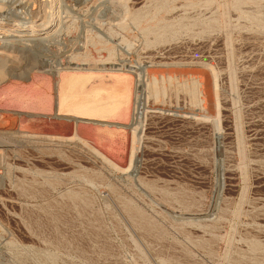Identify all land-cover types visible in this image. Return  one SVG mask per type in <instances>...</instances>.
<instances>
[{
  "label": "rangeland",
  "instance_id": "obj_1",
  "mask_svg": "<svg viewBox=\"0 0 264 264\" xmlns=\"http://www.w3.org/2000/svg\"><path fill=\"white\" fill-rule=\"evenodd\" d=\"M14 1L0 90L53 108L0 91V264H264V0ZM84 72L111 113L56 114Z\"/></svg>",
  "mask_w": 264,
  "mask_h": 264
},
{
  "label": "bare ground",
  "instance_id": "obj_2",
  "mask_svg": "<svg viewBox=\"0 0 264 264\" xmlns=\"http://www.w3.org/2000/svg\"><path fill=\"white\" fill-rule=\"evenodd\" d=\"M16 2L14 0H0V11L6 9V7L9 6H13ZM22 3V2H21ZM10 8V7H9ZM10 10V9H9ZM11 16V15H10ZM12 17V16H11ZM7 20H12L7 18ZM13 20H17V18H13ZM3 29V28H0ZM32 32L28 31L26 32V35H31ZM40 40V39H39ZM27 51V50H26ZM4 61V60H3ZM120 65V64H119ZM124 65L127 64H123L121 65V67H124ZM43 66V65H42ZM40 67V66H39ZM44 67V66H43ZM115 71H120L119 73L122 74V77L124 78V80L126 81V79L130 80L131 75L129 74V70H125V69H121V68H116L114 69ZM90 71V70H89ZM122 71V72H121ZM153 71V70H152ZM1 73V72H0ZM42 73V72H41ZM6 76V75H5ZM32 80L34 79L36 81V78L38 79V77H45L42 74H40L39 71H33L32 72ZM107 75H103V74H98L95 72H84L82 74H77V73H68L67 75H65L64 73L61 75L60 79H61V84L60 87L58 89V96H57V102H54V110L56 111V114H61V113H68V115H70V113L73 112L74 117H87V119L90 117V119H93L92 117L95 118L96 113H99L101 116V113L104 115V113H108V111L110 112V110L112 111V99L110 100V96L112 94H108L107 97L105 98H100L99 94H101L103 91H105V88H107L106 83L110 82L111 80L106 78ZM112 76V75H111ZM91 77H93L94 81L96 80L99 84L100 83H104V85H99L97 86V84L95 85V87H89L88 89L86 88V86H84L86 83L85 81H90L89 78L91 79ZM114 77V79L117 76H112V78ZM120 77V78H122ZM109 78V76H108ZM13 80V79H12ZM45 80V79H43ZM49 80V78H48ZM119 80V79H118ZM121 80V79H120ZM212 80V79H211ZM17 81V80H16ZM93 81V83H94ZM124 81V82H125ZM32 82V81H31ZM106 82V83H105ZM112 82V81H111ZM123 82V81H122ZM128 81H126L127 84ZM16 83V82H15ZM14 83V84H15ZM49 83V82H48ZM131 83V81H130ZM128 82V84H130ZM17 84V83H16ZM84 84V85H83ZM124 84V83H122ZM121 84V85H122ZM31 85V84H30ZM44 85V84H43ZM89 85V83L87 84ZM110 85V84H108ZM13 86V85H12ZM65 86V87H64ZM85 88H84V87ZM90 86V85H89ZM97 86V87H96ZM120 86V85H119ZM125 86V85H124ZM207 91L208 94L211 95L213 94V90H212V85H211V81L207 84ZM11 87V86H10ZM28 87V85H27ZM12 88V87H11ZM6 88L3 90H0L1 92H5L6 95L10 98V102H13V105L16 104L18 106H22L24 107V104L28 103L27 99H30L32 102L31 106L33 109H37L39 111H43L44 113L51 111V107L52 104L49 103L48 98L47 99V94L45 93H40L37 94V96L33 95H29L27 97V94L23 92V89H21L20 91L18 90L17 87H15L14 89L12 88ZM17 88V89H16ZM21 88V87H20ZM121 88V87H120ZM129 88V86H128ZM87 89V90H85ZM125 89V88H124ZM127 89V88H126ZM133 89V88H132ZM83 90L86 91V94L84 95L85 92H83ZM29 91V90H28ZM32 91V90H30ZM29 91V92H30ZM45 91V90H44ZM23 92V94L21 93ZM127 92V91H126ZM131 92V91H130ZM104 93V92H103ZM31 94V93H29ZM105 95V94H103ZM3 96V95H2ZM130 96V95H129ZM1 97V96H0ZM103 97V96H102ZM1 99V98H0ZM6 100V99H5ZM4 101V100H2ZM7 101V100H6ZM1 102V101H0ZM9 102V101H8ZM6 103V102H5ZM53 103V102H52ZM12 104V103H11ZM7 105V104H6ZM5 107V106H4ZM17 107V106H15ZM20 108V107H19ZM53 108V107H52ZM7 109V108H6ZM23 109V108H21ZM16 110V109H15ZM111 113V112H110ZM97 114V115H99ZM1 116V115H0ZM106 115H104V117H106ZM103 117V116H102ZM1 118H0V128L3 127V122H1ZM76 120V119H75ZM87 129V128H86Z\"/></svg>",
  "mask_w": 264,
  "mask_h": 264
}]
</instances>
